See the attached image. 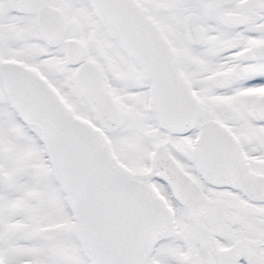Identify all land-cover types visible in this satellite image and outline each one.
Listing matches in <instances>:
<instances>
[{"label": "snow or ice", "instance_id": "6c2138e0", "mask_svg": "<svg viewBox=\"0 0 264 264\" xmlns=\"http://www.w3.org/2000/svg\"><path fill=\"white\" fill-rule=\"evenodd\" d=\"M0 264H264V0H0Z\"/></svg>", "mask_w": 264, "mask_h": 264}]
</instances>
